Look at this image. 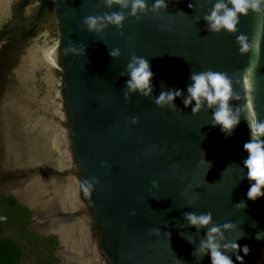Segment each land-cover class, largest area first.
Wrapping results in <instances>:
<instances>
[{
	"label": "water",
	"instance_id": "obj_1",
	"mask_svg": "<svg viewBox=\"0 0 264 264\" xmlns=\"http://www.w3.org/2000/svg\"><path fill=\"white\" fill-rule=\"evenodd\" d=\"M215 2L166 0V10L95 33L84 18L119 6L0 0V190L33 212L32 231L59 237L60 264H211L210 255H191L207 229L190 227L185 212H211L216 226L233 223L225 242L250 247L239 253L245 264H264V197L248 200L254 182L242 163L251 139L246 113L228 135L213 126L206 104L192 115L180 97L175 111L154 102L169 89L187 95L191 73L211 69L228 74L241 97L230 105L243 106L245 69L255 65L253 111L264 121V15L241 16L236 34L212 33L203 17ZM241 34L250 43L259 36L258 57L240 53ZM70 41L84 54L66 55ZM133 53L149 60L154 91L126 101ZM93 179L86 196L81 182ZM241 202L247 207L238 210Z\"/></svg>",
	"mask_w": 264,
	"mask_h": 264
},
{
	"label": "clouds",
	"instance_id": "obj_2",
	"mask_svg": "<svg viewBox=\"0 0 264 264\" xmlns=\"http://www.w3.org/2000/svg\"><path fill=\"white\" fill-rule=\"evenodd\" d=\"M106 8L119 6L121 11H112L103 15L87 16L83 20V24L89 32L101 33L109 25L115 26L117 29H122L124 21L128 16L134 17L137 21L141 20L142 16L148 12L159 13L161 9L166 10L168 4L166 0H154L151 8H149L147 0H103ZM193 8V4L188 5ZM130 11H127L129 10ZM127 11V15L125 14ZM258 15H264V0H216L208 14L204 15L203 20L206 22L207 30L212 33H220L222 30L230 34L238 32V24L241 16H247L249 12ZM199 19V18H198ZM123 35V32L120 33ZM236 43L239 45L241 54L248 53L250 50L255 51L256 56H259V36L254 43L249 42L246 35H238ZM68 53L79 55L84 54V48L72 46L71 41L69 46L64 50ZM109 55L113 59H118L121 55L119 49L109 51ZM258 63V60H257ZM255 65H250L245 69L244 76L247 100L243 106L234 108L230 105V101H239L241 97L234 92L233 82L227 73L213 71L211 69L199 73H191V84L187 88V95H184L182 90L161 91L158 98H155V104L160 107H168L175 111L177 105L176 98H182V103L185 108L191 107V114H198L205 104L208 109H212V124L213 126H221V130L230 135L233 130L239 125L241 113H246L244 119L247 121L251 132V139L244 144V150L248 153V158L243 163V169H247V179L251 186L247 192V198L251 201L264 197V121H260L253 111L252 85L249 79L252 69ZM126 73L130 79L125 82L124 98L130 100L131 94L139 93L143 97H152L154 86L152 84L153 72L150 69L149 60L138 57L135 53L131 55L130 62L126 66ZM124 76V73H121ZM194 102V106H193ZM138 121L135 117L131 119L132 124ZM206 161V160H205ZM209 168L212 166L210 161H206ZM98 181L85 180L81 182V189L86 196H90L94 190V184ZM153 188H158L159 184L155 181L152 183ZM240 209L247 207L246 203L241 202L235 205ZM135 215V212L132 213ZM184 218L188 221L190 227H195L197 232L201 229H207L204 239L200 240L191 253L193 257L203 259L206 255H210L211 264H234L228 253L235 254L236 261L239 264H245L244 256L249 255L250 247L245 244L241 247L236 241H227L224 232L234 230L233 223H224L222 226L213 225V216L211 212L197 215L194 212H185ZM156 235L160 234V229L153 230ZM170 235V233H169ZM219 237V240L217 239ZM184 238V237H183ZM243 237H240V239ZM257 240L261 239V234L257 233ZM194 238L187 241L193 243ZM244 253L241 256L240 252Z\"/></svg>",
	"mask_w": 264,
	"mask_h": 264
},
{
	"label": "trees",
	"instance_id": "obj_3",
	"mask_svg": "<svg viewBox=\"0 0 264 264\" xmlns=\"http://www.w3.org/2000/svg\"><path fill=\"white\" fill-rule=\"evenodd\" d=\"M30 215L14 195L0 192V264H51L56 237L32 232Z\"/></svg>",
	"mask_w": 264,
	"mask_h": 264
},
{
	"label": "flooded vegetation",
	"instance_id": "obj_4",
	"mask_svg": "<svg viewBox=\"0 0 264 264\" xmlns=\"http://www.w3.org/2000/svg\"><path fill=\"white\" fill-rule=\"evenodd\" d=\"M30 212H31V215H30V218H29V222L32 225L33 212L31 210H30ZM32 232H35V231H32ZM49 236H55L56 237V241H57V243L54 246V251L52 252L53 255L51 257V261H52L51 264H60L61 263V259L58 257L57 252L62 249L61 241H60L59 237L56 236V235H49ZM49 236H46V237H49Z\"/></svg>",
	"mask_w": 264,
	"mask_h": 264
}]
</instances>
